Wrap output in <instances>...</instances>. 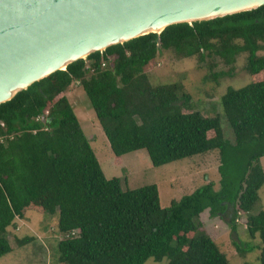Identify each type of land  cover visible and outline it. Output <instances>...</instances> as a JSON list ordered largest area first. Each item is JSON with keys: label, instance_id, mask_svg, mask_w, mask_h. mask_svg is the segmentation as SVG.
Listing matches in <instances>:
<instances>
[{"label": "trees", "instance_id": "obj_1", "mask_svg": "<svg viewBox=\"0 0 264 264\" xmlns=\"http://www.w3.org/2000/svg\"><path fill=\"white\" fill-rule=\"evenodd\" d=\"M264 4L207 21L166 26L93 52L0 103V256L10 251L6 229L26 211L56 214L62 264H227L202 227L200 214L236 232L239 213L250 241L232 240L239 255L258 250L264 264V208L252 212L264 185ZM161 50L195 57L213 80L244 54L250 81L227 86L219 116L193 110L180 83L150 84L146 70ZM77 83L114 156L143 149L152 166L216 151L218 188L200 185L167 206L153 183L121 187L105 178L64 94ZM187 110V111H184ZM11 137H8L9 135ZM28 237L18 242L25 243ZM42 264V263H36Z\"/></svg>", "mask_w": 264, "mask_h": 264}, {"label": "rangeland", "instance_id": "obj_2", "mask_svg": "<svg viewBox=\"0 0 264 264\" xmlns=\"http://www.w3.org/2000/svg\"><path fill=\"white\" fill-rule=\"evenodd\" d=\"M258 55L264 57V46ZM88 64V61L85 60ZM244 54H239L229 74H221L215 80L208 75L212 71L227 70L225 65L217 63L211 71L204 63H198L195 57H176L171 51L161 50L150 62L146 74L150 84L177 82L189 95V104L193 110L203 115L217 114L223 135L232 140V133L227 125L219 96L227 86L238 88L250 81L249 75L243 70ZM264 74V72H263ZM64 94L77 118L79 126L98 161L105 178L117 177L121 187L136 188L153 183L159 193V203L167 206L171 200L190 193L195 188L212 181L214 189L218 188V156L216 151L171 161L159 166H152L143 149L114 156L100 129L87 98L77 83H71ZM187 111V110H184ZM264 172V156L259 158ZM258 200L252 212L264 208V185L257 191ZM202 227L227 258V264H260L258 250L251 248L239 255L232 245V240L250 241L257 244V238L248 239L245 234V217L239 213L236 219V232L230 233L228 227L217 217H209L206 210L200 214ZM6 238L10 251L0 256V264H62L57 260L56 243L65 235L56 228V214L26 211L23 218H15L13 225L6 229ZM28 237L25 243H19ZM144 264H159L152 258Z\"/></svg>", "mask_w": 264, "mask_h": 264}, {"label": "water", "instance_id": "obj_3", "mask_svg": "<svg viewBox=\"0 0 264 264\" xmlns=\"http://www.w3.org/2000/svg\"><path fill=\"white\" fill-rule=\"evenodd\" d=\"M264 0H0V103L93 52Z\"/></svg>", "mask_w": 264, "mask_h": 264}, {"label": "built area", "instance_id": "obj_4", "mask_svg": "<svg viewBox=\"0 0 264 264\" xmlns=\"http://www.w3.org/2000/svg\"><path fill=\"white\" fill-rule=\"evenodd\" d=\"M0 125H2V123H0ZM11 136H12V135L10 134L8 137H11ZM2 138H3V137L0 136V142L2 141Z\"/></svg>", "mask_w": 264, "mask_h": 264}]
</instances>
